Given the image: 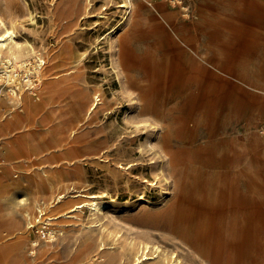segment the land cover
<instances>
[{"label":"rangeland","instance_id":"rangeland-1","mask_svg":"<svg viewBox=\"0 0 264 264\" xmlns=\"http://www.w3.org/2000/svg\"><path fill=\"white\" fill-rule=\"evenodd\" d=\"M9 2L0 0V18L16 31L11 45L35 55L15 68L24 94L10 111L0 65V264H208L190 231L222 222L230 233L231 208L246 196L254 221L264 220V0H187L189 19L161 1L130 0L146 15L123 30L128 79L110 47L128 0ZM39 58L41 74L27 73L32 95L25 70ZM200 64L195 101L194 80L187 96L178 81L182 66ZM140 89L155 103L144 116ZM169 126L171 156L158 142ZM179 171L185 188L173 183ZM61 201L83 207L57 213ZM226 260L264 264V251Z\"/></svg>","mask_w":264,"mask_h":264},{"label":"bare ground","instance_id":"bare-ground-1","mask_svg":"<svg viewBox=\"0 0 264 264\" xmlns=\"http://www.w3.org/2000/svg\"><path fill=\"white\" fill-rule=\"evenodd\" d=\"M128 1L131 7L130 12L128 14L125 13L121 14L120 19L117 22V26L113 30L114 35L110 38V47L113 49L114 55L116 57L115 60L116 66L117 68L120 69L119 72L123 77H125V79H128L129 76V74H127L128 66L126 65V62L127 60L130 59V56L127 54V48H126V46L128 45V37L123 35V30L126 28V26L130 25L131 22L133 24L131 26L136 27L138 24L142 23L143 16L146 15L145 12L146 8L144 6H140L137 9H135L134 7L132 8L131 5L132 2L130 3V0ZM4 3L7 6V8L11 10V5H12L11 2H9V0H4ZM88 6H89V2L88 5L87 4L83 5L82 12L84 14H88V10H89ZM117 7L124 8L125 4H119ZM153 8L165 10L163 7H153ZM166 11L163 13L168 17H170L168 11L167 12ZM98 18H103V17L98 16ZM15 34L16 31L14 30V28L11 25L7 27L6 23L0 18V65L4 69V74H6L5 78L7 80V85H8V91L5 94L6 98H3L2 101L5 102L4 100H6V105L8 106L9 111L11 107L10 104L13 103L14 101L17 100L21 105L23 101L22 95L24 94L23 93L24 89L22 86H20V81L18 78L19 75L15 74L16 72L15 68L16 67L21 68L23 64H26V61L23 59V57L30 56L31 54L35 55L34 49L32 48L31 45H27L29 49L26 52L21 48L14 47L11 45L12 42H14ZM14 44L16 43L14 42ZM5 63H7L8 66H5ZM45 64H46L45 59L39 58L34 65L31 64L32 66L31 69L27 68L25 70L26 80H24V83L26 84V86H28V89L26 90H29V93L32 95H34L32 91L34 87L31 86V81L29 80L27 73L30 74L35 73L37 74V76H39ZM182 67L183 70L180 72V74L185 76H183L180 80H183L185 82L178 81L179 89L182 88L183 86L186 92L187 91L186 85L188 80L193 79L195 82L197 93L194 96H192L191 99L194 98L195 101H198L199 99H201V97L204 94L203 77L205 73V68L201 64L194 66H182ZM193 70L194 72L192 73L191 76L190 73ZM1 77H3V75H1ZM13 82L17 83L15 85V88L19 92H16L15 89L10 87ZM126 84H128V81H126ZM187 92H186V96H187ZM99 100L100 99H98V101ZM137 102H138L137 106L139 108V111L137 113L138 116H144V114L149 112V110H152L153 106H155V103L153 101V95L150 92L143 91L142 89L137 91ZM93 105L91 106L92 108H90L91 110H93L97 104H93ZM182 106H183L182 104L181 105L177 104L175 109L180 111L182 110ZM14 128L17 129L19 128V126H16L14 124ZM162 129L163 130L161 132H164V134L161 136L160 141L158 139L159 146L163 153H165L168 156H171L172 146L169 143H170V136L172 135V130L170 126L167 129H165V127H162ZM178 173L179 174H177L173 183L175 186L177 185L179 187L185 188L186 183L185 180L183 179V175L180 174V171ZM88 205L90 206V208H92L93 211H97V212L100 211V208L102 207V206L101 207L97 206L96 202L95 203L90 202L88 203ZM55 206H56L55 208L56 212L59 213L65 210H69L68 212L75 211L76 209L82 208L83 204L69 205L65 201H61L58 205ZM61 208L62 210L60 211L59 209ZM231 209L232 211H231V215L229 216V219L233 221L232 222L233 225L232 228L231 226H229L230 230L232 229L230 233L227 232V229L222 227L221 225L222 222H215L214 224L210 225L208 229H206V226L204 227L202 225V228L198 227L195 232L190 231L189 234L190 243L193 244V246L195 247L194 249H197L199 251L198 255L203 262H206L208 264H228L226 260V257L228 256L242 257L243 255L250 254L251 252H256L260 254L261 252L264 251V220L258 218L257 221H254V214L252 213L253 208H237L236 212H235V208H231ZM188 216L190 221H195L197 219L195 212L189 213ZM203 216L204 215H202V218ZM238 218H240L239 221ZM172 219H173L172 216H170L164 219L162 223L165 222L170 223ZM32 244L34 246L38 245L36 242H33ZM46 246H50V245L46 244ZM2 260L4 259H0V261ZM144 260H146V258H144L143 260L137 258L135 264H141L142 261ZM174 262H175L174 259L165 258L159 261H153L152 264H169V263L177 264L176 262L175 263ZM19 263L21 264V262Z\"/></svg>","mask_w":264,"mask_h":264},{"label":"built area","instance_id":"built-area-1","mask_svg":"<svg viewBox=\"0 0 264 264\" xmlns=\"http://www.w3.org/2000/svg\"><path fill=\"white\" fill-rule=\"evenodd\" d=\"M151 3L153 1H161L167 3L172 8L177 9L180 12L181 17L189 19L191 16L190 7L187 0H146ZM2 112V110H1ZM0 112V113H1ZM257 132L264 137V121L260 122L257 126Z\"/></svg>","mask_w":264,"mask_h":264},{"label":"crops","instance_id":"crops-1","mask_svg":"<svg viewBox=\"0 0 264 264\" xmlns=\"http://www.w3.org/2000/svg\"><path fill=\"white\" fill-rule=\"evenodd\" d=\"M250 205H251V200H250V198L249 197H245L244 199H243V208H250ZM12 246V245H11ZM6 247V248H5ZM8 246H0V259H4L5 257H2V255L5 253V252H3V251H6V249H8L7 248ZM2 249V250H1Z\"/></svg>","mask_w":264,"mask_h":264}]
</instances>
